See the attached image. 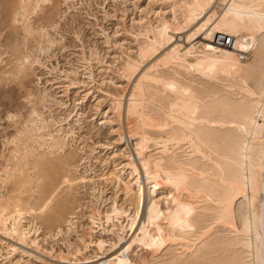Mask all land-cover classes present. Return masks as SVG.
<instances>
[{
	"label": "bare ground",
	"instance_id": "1",
	"mask_svg": "<svg viewBox=\"0 0 264 264\" xmlns=\"http://www.w3.org/2000/svg\"><path fill=\"white\" fill-rule=\"evenodd\" d=\"M40 1L47 0L18 1L16 16L25 33L32 30L26 22ZM179 1L181 21L148 25L135 57H126L118 68L131 84L126 95L124 90L109 94V109L125 158L119 171L105 167L99 176L120 186L123 202L114 199L106 209L93 205L82 245L67 246L49 261L52 250L33 236L37 224H23L37 214L44 224L59 223L68 212L66 200L50 205L62 187L85 179L67 171L74 154L69 153L74 161L49 154L34 160V148H28L33 136L24 134L17 150L22 154L2 167L6 177L0 183L15 177V189L9 187L18 194L0 192V235L34 247L40 264H264V0ZM180 31L190 45L176 39ZM224 34L231 35L230 45L220 41ZM52 132L37 140L64 150L66 142ZM29 157L34 179L26 175ZM32 182L40 192L35 203L28 196ZM93 225L115 237L94 236ZM16 244L12 251L27 254ZM89 247L93 252L85 255ZM137 249L144 255L135 252L140 257L133 259Z\"/></svg>",
	"mask_w": 264,
	"mask_h": 264
},
{
	"label": "rangeland",
	"instance_id": "2",
	"mask_svg": "<svg viewBox=\"0 0 264 264\" xmlns=\"http://www.w3.org/2000/svg\"><path fill=\"white\" fill-rule=\"evenodd\" d=\"M18 1L21 0H0V171L2 172L0 177H6L2 167H5L8 162L13 163L22 154L19 153L22 150L19 146L24 141L23 139H26L27 134L33 136L32 140L30 138L28 148L36 149L32 150L34 158L29 157L28 159L27 167L28 171H31L26 175L29 179L37 177V171L33 169L31 163L41 154V158L49 154L48 157L56 156L59 160L74 154L75 162L66 166L68 168L66 170L74 177L81 175L85 176V179L74 182L71 187L64 186L61 190L59 189L60 192L51 203L50 208L53 204L61 205L63 201L65 204V200L69 202L68 207L63 204L65 211L68 209V212L65 215H62L65 211L61 212L60 216H62L59 217L62 220L59 223L55 221V224L51 222L53 225H48L44 224L43 215L38 214L37 217L28 215L26 220H23V224L27 225L31 221V228L37 224L38 232L35 235L31 232V235L37 236V242L42 248L52 250L51 256L46 259L55 262L52 254L60 250L67 252V246L70 249L75 245L83 244V238L85 239L86 230L90 224L87 215L93 205L97 203L101 209H106L114 199L118 204L123 202L121 201L123 196L120 193L121 190H118L120 186H116L117 183L114 184L113 180L103 181L99 176L105 167L115 172L119 171L122 165L118 166V164L125 158L122 154L123 148L116 143L118 123L113 120V113L109 109L111 98L109 94L123 90L125 95L127 94L131 83H127L121 75L119 70L121 64L127 59L126 57H135L139 42L145 38L143 31L148 25L151 27L161 19H168L169 23L181 21H179L181 11L176 6L180 1H40L35 11L28 15L26 22L28 28L32 29V33L23 31L20 15L16 16ZM173 7H176L177 14L171 13L173 11L170 10H173ZM182 31L177 33L176 39L183 46L184 44L188 46L190 44L183 37ZM41 34L44 35L43 38L40 37ZM19 55L27 57L21 61L18 60ZM174 68L176 69L175 66ZM174 68L160 67L159 70L172 73ZM193 74L198 76L197 73ZM28 93L32 97H29ZM31 105L35 108L32 109ZM29 113L32 114L29 115ZM49 131H53L54 136L63 138L66 142L64 150L53 151L47 147L46 143L41 142L42 140L40 142L37 140L38 135L46 137L47 135L44 134ZM18 139H21V142ZM130 145L131 141H129ZM126 172L123 171L120 174L124 173L125 177ZM15 174L18 175V173ZM31 174L32 177H29ZM34 174L36 176H33ZM14 180L12 177L4 182L5 185L0 183V188L3 186L10 190L15 189V184L12 185L13 182L16 183L15 177ZM34 182L28 185L30 187L27 186L31 194L26 193L25 195V197L27 194L32 195L30 199L32 203L39 200L38 195L40 194ZM9 189L5 188L6 191L0 189V192L3 191L5 196L13 192L16 195V190L10 192L7 191ZM93 229L96 230H93L94 236H101L105 239L115 237L113 232H103L96 225H93ZM15 244L12 238L0 235V264H40V261L34 257L38 255L34 247L16 244L27 252L26 254L20 250L12 251V246ZM93 249L89 247L83 253L89 255ZM135 252L139 254L141 251L137 249L131 253L132 258L135 257L133 259L144 255L141 252L140 256H137ZM72 262L73 259L70 260V263Z\"/></svg>",
	"mask_w": 264,
	"mask_h": 264
},
{
	"label": "built area",
	"instance_id": "3",
	"mask_svg": "<svg viewBox=\"0 0 264 264\" xmlns=\"http://www.w3.org/2000/svg\"><path fill=\"white\" fill-rule=\"evenodd\" d=\"M220 41L225 45H230L232 42V37L231 35L224 34L220 37Z\"/></svg>",
	"mask_w": 264,
	"mask_h": 264
}]
</instances>
